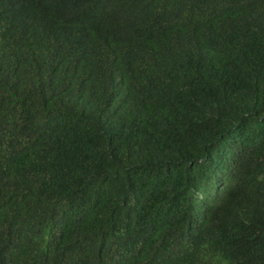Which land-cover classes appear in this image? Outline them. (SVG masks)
I'll use <instances>...</instances> for the list:
<instances>
[{
    "label": "trees",
    "instance_id": "obj_1",
    "mask_svg": "<svg viewBox=\"0 0 264 264\" xmlns=\"http://www.w3.org/2000/svg\"><path fill=\"white\" fill-rule=\"evenodd\" d=\"M0 264H264V0H0Z\"/></svg>",
    "mask_w": 264,
    "mask_h": 264
}]
</instances>
